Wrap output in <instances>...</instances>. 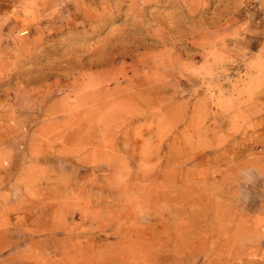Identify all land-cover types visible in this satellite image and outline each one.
I'll list each match as a JSON object with an SVG mask.
<instances>
[{
	"label": "rangeland",
	"instance_id": "obj_1",
	"mask_svg": "<svg viewBox=\"0 0 264 264\" xmlns=\"http://www.w3.org/2000/svg\"><path fill=\"white\" fill-rule=\"evenodd\" d=\"M0 264H264V0H0Z\"/></svg>",
	"mask_w": 264,
	"mask_h": 264
},
{
	"label": "clouds",
	"instance_id": "obj_2",
	"mask_svg": "<svg viewBox=\"0 0 264 264\" xmlns=\"http://www.w3.org/2000/svg\"><path fill=\"white\" fill-rule=\"evenodd\" d=\"M241 184L246 188L248 185L255 183L258 178V174L255 168H244L240 170ZM240 199H246L250 196L247 191H241L238 193Z\"/></svg>",
	"mask_w": 264,
	"mask_h": 264
}]
</instances>
